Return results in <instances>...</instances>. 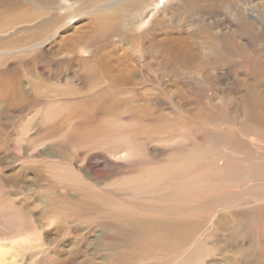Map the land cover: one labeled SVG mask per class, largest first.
Wrapping results in <instances>:
<instances>
[{
  "label": "bare ground",
  "instance_id": "obj_1",
  "mask_svg": "<svg viewBox=\"0 0 264 264\" xmlns=\"http://www.w3.org/2000/svg\"><path fill=\"white\" fill-rule=\"evenodd\" d=\"M66 1L0 0V49L9 54L16 49L13 59L0 54V97L5 104L14 96L25 113L18 115L16 124L0 119V190L6 195L0 210V240L6 241V246L0 245V264H41L46 256H62L59 244L52 242L59 227L47 231L51 225L45 216L62 209L84 217L96 212L97 219L88 222L91 229L127 227L138 232L142 240L122 244L123 250L111 253L107 264H204L205 248L214 247L206 242L210 229L212 241L221 249L228 246L236 256L235 264H250L238 259L245 249L229 240L222 243L218 232L236 218L248 219L264 205V190L249 191L264 182L247 181L259 173L243 166L250 158L264 164V66L260 65L264 56L256 59L257 65L252 61L264 51V41L259 44L255 38L264 40L263 6L259 12L247 0L231 9L233 20L225 23V0H193V4L171 0L170 14L185 10L203 21L202 28L216 27L212 38L195 49L203 54L204 60H199L184 49L195 44L193 36L184 44L183 36L165 29L159 40L157 35L147 38L158 29L154 10L149 20L142 16L143 29L122 20L126 29L117 30L123 13L149 0L113 5L115 0H99L103 5L95 7V14L48 41L54 29H48V23L60 10L65 13ZM216 12L222 15L220 22L212 15ZM29 29L36 32L16 44L14 37ZM115 35L117 40L111 38ZM251 39L257 47H250ZM141 40L149 41L147 47ZM45 53L57 57L54 64L68 67L66 79L37 71ZM20 67L30 69L28 79L15 75ZM188 72L195 81L206 83L204 100L192 98L197 101L193 106L187 105V98L199 96L192 90L197 85L191 87L194 81L178 77ZM150 76L164 92H159L158 84L146 82ZM219 82L243 90L245 97L213 103L207 89ZM239 164L243 170L238 171ZM25 171L29 174L21 175ZM222 186L225 191L220 193ZM237 191L245 194L220 203L219 196ZM57 217L48 219L53 222ZM99 217L105 218L99 221ZM162 247L169 259H156L154 254ZM178 249L183 252L172 257Z\"/></svg>",
  "mask_w": 264,
  "mask_h": 264
},
{
  "label": "rangeland",
  "instance_id": "obj_2",
  "mask_svg": "<svg viewBox=\"0 0 264 264\" xmlns=\"http://www.w3.org/2000/svg\"><path fill=\"white\" fill-rule=\"evenodd\" d=\"M68 1L69 2L66 1V3L63 4L62 9L66 10L65 13H66V15L69 14V16L63 18L62 15L65 13H64V11L61 12V10H60L59 12H57V14L54 15V17L52 18L50 23H48V25H49L48 29H50L51 27L54 28L53 31H51V32L49 31V34H48L49 36L47 37L48 41H50L53 38L54 34H59L61 32V30H63L68 25H73L77 21H81L85 18L90 17V15L95 14L97 11V10H94L95 7L96 6L102 7V5H103L102 2H99V0H68ZM110 1L111 0H106V3L110 2ZM176 1H179V0H176ZM212 1H216V0H212ZM225 1L227 2V0H225ZM245 1H247V0H228L229 3L232 2V5L230 3V6H229V4H227L228 2L227 3L225 2L226 7L224 9H222V11L226 15V17L224 19L225 23H229L230 21L233 20L229 17V13L232 11L231 9H234L237 5H244ZM117 2L122 3L125 1L115 0V1H112L110 3V5L116 4ZM186 2L188 4L194 3L193 0H186ZM249 2H250L251 6H255V8H256L255 10H259V12L262 11V15H264V0H249ZM170 3H171V0H149L147 2L141 1L139 6H138V9L132 10L130 12L126 11V13L122 14V17L120 18V22L117 23L118 24L117 30L120 31V30L126 29L125 24L122 20H128L129 22H131L130 25H133L136 29H139V27H140V29H143L144 26H141L142 16H144L145 19L149 20L151 18V15H152L151 10H154V11H156L155 12L156 18H155L154 22L157 23L156 26L158 27V29L153 32L154 34L153 33H151L150 35L148 34L147 38L149 39V37H152V39H153V37L155 35H157V40H159L160 37H158V36L164 34L162 31H164L165 29L169 30V31L171 30L169 32V34H173V35L175 34L176 37L181 38V36H183V39H184L183 43L184 44H188V40L189 39L191 40V37L193 36L192 41L195 44H189L188 47L186 46V48L184 46L186 54H188V50L190 49V51L195 55L194 57L196 59L204 60L203 54H196L195 49L197 47L199 48V46L201 44H203L202 40H204V39L207 40V39L212 38V36L214 35V33L216 31V27H215V29H213V28H210V29L202 28V26H203L202 22L203 21L194 20L193 17H190L189 15H187L185 10L182 12L177 11V13L173 12V14H170V12H171V8L169 5ZM260 5L263 6L261 11H260L261 7H259ZM169 10H170V12H169ZM165 12H167V13H165ZM54 13H55V11H54ZM212 15L217 16V19H218L217 22L221 21L222 15L219 12H216ZM38 18H40V17H37V19ZM226 19H228V20H226ZM158 20L160 22H162L163 24H159ZM209 20L211 21V18H209ZM212 21H213V18H212ZM217 22H215V23H217ZM50 24H53V26H50ZM23 25H29V23L22 24L20 26H23ZM167 27H168V29H167ZM218 28H220V26H218ZM35 32H36V29L23 30V31L19 32V34L14 37L15 43L16 44L23 43L24 42V41H22L23 38H27L26 34L35 33ZM142 34H143V32H142ZM111 38H113V39L116 38V40H117L118 36L115 35V36H112ZM255 38H256L258 43L259 42L263 43V41H264L260 36L259 37L255 36ZM44 40H47V39H44ZM253 40H255V39L250 40V47H252L255 44L256 45L258 44L257 42L252 43ZM146 41H147L146 43H143L142 40L140 41V43L143 44L142 45L143 48L147 47L146 46L147 43L149 44V41L148 40H146ZM198 48L196 50H198ZM13 50H16V49H12L10 54H9L7 52H4L3 49H0V54H2L1 52H3L2 55H6V57L8 56V58L9 57L11 58V56H12V59H13V56L15 55V54L13 55V52H12ZM180 51L184 52L183 49H181ZM260 51H262V50H260ZM260 51H258V52H260ZM24 52H27V51L25 50ZM81 52L84 53L85 50L81 49ZM261 56L262 57L264 56V51H262L260 53H256V58L255 57L252 58L253 63L255 64L257 62L256 59L261 58ZM55 59H57V57H54L53 54L45 53L44 56L42 57V61L38 63L37 71L39 70L40 72H44V73L46 72V74H48V75H56V76L60 75L64 79H66L65 75L67 73L66 71H67L68 67H66V66L64 67V65L62 63L61 64H54L53 61ZM43 61H44V63H42ZM257 64H259V63H256V65ZM260 65L264 66V64H260ZM58 66L61 67L60 70H59ZM73 66L74 65H71L69 68H73ZM21 68H22V70H21ZM223 69H225V68H222L220 70V73H222V74L224 73L223 71H225ZM25 70H26V68L20 67V68L16 69L15 75L18 74L20 77L27 75L26 78L28 79L29 74L31 75V72L29 71L30 69H27L26 71ZM143 70L145 72H147V70L145 68ZM55 72H57V73H55ZM195 72L199 73L198 70H195ZM203 72L207 73V71H203ZM21 73H22V75H21ZM188 73H190V72H188ZM180 74L183 77L181 75L178 77L180 79H182L183 81H185V82L194 81V83L191 87H195V85H197V87L195 89H192V90L195 94H197L199 96L198 97H195V95L189 96V98H187V105L193 106L197 103V101H192V98L193 99L198 98V99L204 100L203 92H204V89L206 88L205 87V84H206L205 81H202V80L195 81L196 78H194L191 73L190 74L180 73ZM151 78L152 77L150 76L149 80L145 79L146 82L150 83L152 85L158 86L159 82H156L154 78H152V79ZM52 81H54V80H52ZM195 82H197V83H195ZM225 83L219 82V83L214 84L212 87H209V88L207 87L209 89V90L207 89V94L213 97L212 98L213 103L223 105V102H225L226 100H229L231 98L234 99V97L236 95L239 97V99H242L245 97L243 95H246V93L243 90L240 91L238 89H234L232 87V85L227 84V83L225 84ZM261 86L264 88V82ZM158 87H159V92H164V87L162 85H159ZM204 94H205V92H204ZM237 96L235 97V99H238ZM162 97H163V95H162ZM15 100H16V98L14 96H9L7 98V101L4 104V102H2L3 99L0 97V107L2 108V109H0V119H2L3 121L10 120L9 122L11 124L13 122H14V124H16V122L19 120V116L25 114V113H23L24 112L23 109H20L18 106H16L17 104L14 103ZM159 103H163V100H159ZM4 105H5V107H4ZM230 107H231V109H233V108H236L237 106L231 105ZM11 108H12V110H11ZM10 117H12V118H10ZM213 152L216 155H218L220 153L218 149H216V150L213 149ZM220 154H222V153H220ZM236 161H239V160L237 159ZM258 162L259 161H257L256 158H250L248 160V165L243 164L244 167L246 166L245 168H247L248 170H251L252 174H256L257 172L259 173L257 176H255V178H254V176L247 177L249 179H246V180L247 181L250 180L251 183H257V182L263 183L264 182L263 181L264 180V164L263 165L258 164ZM236 164H237V162H236ZM239 168H238V171L244 169L240 164H239ZM28 174H29V172H27V171H25V173L24 172L21 173V175H28ZM263 186H264V184H262V185L260 184V187L258 186V188L257 187L251 188L249 191L250 192L263 191L264 190ZM224 189H225V187L222 186V188L218 189L217 191L220 193H223V191H225ZM258 193L261 194L260 192H258ZM243 194H245L244 191H242V192L237 191V192H232V193L226 192L225 195L219 196V198L222 199V201L220 203L228 204V203H230V201L236 200L239 196H241ZM1 195H2V197H1ZM233 195H235V196H233ZM11 196L13 197V199L15 198V195H11ZM4 197L6 198L5 193L0 190V202H1L0 203V210L2 209V206H3ZM14 201H16V199H14ZM22 202H24V200H22ZM57 203L60 205H64V206L67 205V204L62 203V202L60 203V201H57ZM263 206L264 205L262 204L256 210H253L248 219H243L242 216L240 217V219L236 218L235 221H232L231 224L220 229L218 232L221 236V238L218 240L221 241L222 243H224L225 240H227V241L229 240V242L233 243L235 245V247L242 246L245 249L244 250L245 252L243 255L241 254L238 257V259L242 258L243 260H241V261H246L250 264H253L254 262H259L260 264L264 263V255L261 253V249L258 246V242L261 244L260 240L264 241V207ZM12 209L14 211V214L18 211L17 207L15 205V202H14V206L12 207ZM62 210H63V212H61V213H59V211H57V210H51V211L47 212V214L45 216L47 219V224L51 225L49 227V230H47V231L52 232L54 229V226L58 225L59 228L55 231L52 242L54 241L53 242L54 244H59L60 250L64 251V253L62 254V256H59L56 258H52V256L51 257L46 256V257L41 259V264H67V263L68 264H107V262L110 261L109 258H110L111 253H115V252L120 253L123 250V248L121 246L122 244L123 245L124 244L130 245L131 243H136V242L142 240L140 235L138 234V232L134 233L133 230L131 231V229L127 228V227H121L122 229L120 227H113L112 229H106V227H98L97 226V227L91 229L89 227L88 222L97 219L98 215L96 214V212H94L93 214H90L89 217L88 216L84 217L81 214H75L71 211H67L66 209H62ZM51 215H53V216H51ZM49 216L53 217L55 219L57 217V220H54L55 222L53 221L54 222L53 223L50 219H48ZM80 218H82V219H80ZM104 218L105 217H99V221L103 220ZM60 219H61V222H59ZM64 219L66 222L64 221ZM66 219H68V221ZM29 223H30L29 225H32L30 221H29ZM56 223H58V224H56ZM26 224L28 225V222H26ZM213 233H214V231L212 229H210L209 230V236H208L209 239L207 238L208 240L206 242L209 245L212 243L211 245L214 247L205 248V251L203 253V258L206 261L204 262V264L205 263L206 264H212V263L213 264L214 263H216V264H235L232 259H236V256L231 253L230 248L228 246H221L222 249L219 248L218 247L219 245H217V243L215 241H212L213 238H210L214 235ZM59 236L61 237V239ZM86 236H87V238H86ZM57 238H59V239H57ZM13 242L15 243L14 245H17L16 239L13 240ZM111 242L113 243L114 247H112ZM0 245L3 247L6 246V241L0 240ZM9 247H13V244L12 243L9 244ZM162 248H163V250H162ZM162 248L160 249V251L159 250L157 251L158 253L156 252L154 254L156 256V259H158V260H159V258L161 260H163L164 258L169 259L170 256H168V255H170V254L167 252V250H165V247H162ZM166 248H168V247H166ZM261 248H264V244L261 246ZM81 250H82V252H81ZM246 250L248 252H246ZM62 251H61V253H62ZM181 252H183V250L178 249V250L174 251L171 254V256L172 257L177 256ZM186 254H189V253H186ZM60 257H61V259H60Z\"/></svg>",
  "mask_w": 264,
  "mask_h": 264
}]
</instances>
